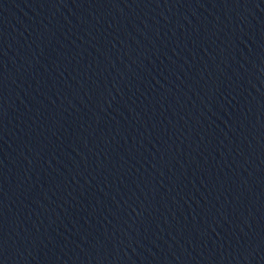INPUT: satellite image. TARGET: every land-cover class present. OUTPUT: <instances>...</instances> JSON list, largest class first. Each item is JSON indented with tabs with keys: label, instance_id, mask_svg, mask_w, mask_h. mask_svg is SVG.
Wrapping results in <instances>:
<instances>
[{
	"label": "water",
	"instance_id": "water-1",
	"mask_svg": "<svg viewBox=\"0 0 264 264\" xmlns=\"http://www.w3.org/2000/svg\"><path fill=\"white\" fill-rule=\"evenodd\" d=\"M0 264H264V0H0Z\"/></svg>",
	"mask_w": 264,
	"mask_h": 264
}]
</instances>
